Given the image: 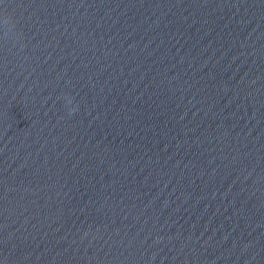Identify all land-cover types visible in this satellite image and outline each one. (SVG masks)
<instances>
[{
  "label": "clouds",
  "instance_id": "obj_1",
  "mask_svg": "<svg viewBox=\"0 0 264 264\" xmlns=\"http://www.w3.org/2000/svg\"><path fill=\"white\" fill-rule=\"evenodd\" d=\"M71 102L70 98H68V103ZM70 113L75 111V109H69Z\"/></svg>",
  "mask_w": 264,
  "mask_h": 264
}]
</instances>
